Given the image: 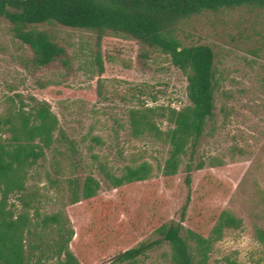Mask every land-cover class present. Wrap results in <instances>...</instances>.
Instances as JSON below:
<instances>
[{"label": "rangeland", "instance_id": "374dc122", "mask_svg": "<svg viewBox=\"0 0 264 264\" xmlns=\"http://www.w3.org/2000/svg\"><path fill=\"white\" fill-rule=\"evenodd\" d=\"M50 30L66 57L29 71L23 65L29 49L0 19V114L10 108L27 111L31 99L46 101L59 128L75 141L76 155L58 178L49 170L47 152L27 181L40 203L24 212L18 195H12L9 207L15 218L25 213L32 223L37 215H64L76 234L88 216L81 202L71 207L66 180L92 173L104 198L142 210L148 231L144 240L149 241L151 229L176 215L186 193L182 168L171 180L161 177L169 153L165 134L171 128L161 113L189 105L186 79L167 56L131 37L108 33L97 46L90 32L59 25ZM181 38L186 45L212 48L219 77L214 117L194 158L204 166L193 174L192 193L202 196L206 219L226 210L242 222L213 246L208 264H264V14L245 9L206 12L182 26ZM97 53L104 64L101 75L94 63ZM145 109H151L160 134L133 131L130 113ZM143 162L152 168L147 183L112 189L104 180L101 167L119 176L125 167ZM207 177L214 180L208 187ZM145 194L149 197L141 201ZM34 253L31 261L37 264L39 252ZM138 264H170L169 247L148 251Z\"/></svg>", "mask_w": 264, "mask_h": 264}, {"label": "trees", "instance_id": "16d2710c", "mask_svg": "<svg viewBox=\"0 0 264 264\" xmlns=\"http://www.w3.org/2000/svg\"><path fill=\"white\" fill-rule=\"evenodd\" d=\"M236 9L264 14V0H0V19L10 24L13 37L30 51L23 59L29 71L66 57L50 30L55 25L90 32L97 46L105 34L126 36L169 58L186 79L189 102L180 110L161 113L171 127L165 134L169 153L161 177L171 180L182 168L186 193L176 215L151 229L149 241L144 240L148 231L142 210L104 198L92 173L66 180L71 207L81 202L88 216L76 234L59 213L37 215L34 223L25 213L15 218L9 207L12 195H18L24 212L40 203L39 193L27 186L30 170L50 152V172L63 177L64 166H72L75 159V141L59 128L44 100L31 99L27 111L10 108L0 114V264H33L36 251L37 264L41 258L55 259L53 264H138L148 251L162 245L170 249V264H208L213 246L242 222L226 210L206 219L202 196L192 193L193 174L204 166L194 158L214 117L219 77L212 48L186 45L181 33L183 25L203 13ZM94 63L101 75L104 64L99 53ZM152 116L151 109L132 111L133 131L160 134ZM101 169L112 189L152 179L146 162L125 167L119 176ZM47 178L56 185L48 174ZM213 183L205 178L207 187ZM148 197L145 194L141 201Z\"/></svg>", "mask_w": 264, "mask_h": 264}]
</instances>
